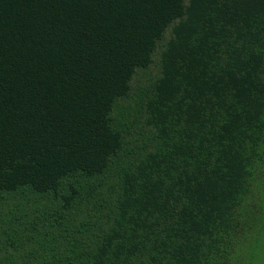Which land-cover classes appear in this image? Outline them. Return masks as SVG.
<instances>
[{"label":"trees","instance_id":"trees-1","mask_svg":"<svg viewBox=\"0 0 264 264\" xmlns=\"http://www.w3.org/2000/svg\"><path fill=\"white\" fill-rule=\"evenodd\" d=\"M263 262L264 0H0V264Z\"/></svg>","mask_w":264,"mask_h":264},{"label":"rangeland","instance_id":"rangeland-1","mask_svg":"<svg viewBox=\"0 0 264 264\" xmlns=\"http://www.w3.org/2000/svg\"><path fill=\"white\" fill-rule=\"evenodd\" d=\"M153 71H155L156 69L155 68H152ZM154 73V72H152ZM139 78H141V80H143V78L141 76H139Z\"/></svg>","mask_w":264,"mask_h":264},{"label":"water","instance_id":"water-1","mask_svg":"<svg viewBox=\"0 0 264 264\" xmlns=\"http://www.w3.org/2000/svg\"><path fill=\"white\" fill-rule=\"evenodd\" d=\"M263 264H264V262H263Z\"/></svg>","mask_w":264,"mask_h":264}]
</instances>
